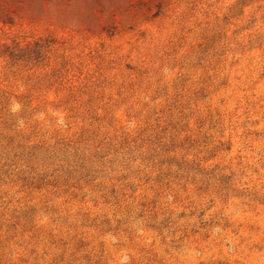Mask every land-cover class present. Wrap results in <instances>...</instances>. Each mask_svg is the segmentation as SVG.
<instances>
[{"label": "rangeland", "instance_id": "obj_1", "mask_svg": "<svg viewBox=\"0 0 264 264\" xmlns=\"http://www.w3.org/2000/svg\"><path fill=\"white\" fill-rule=\"evenodd\" d=\"M0 264H264V0H0Z\"/></svg>", "mask_w": 264, "mask_h": 264}]
</instances>
